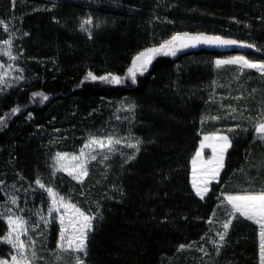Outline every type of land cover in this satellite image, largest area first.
<instances>
[{
  "label": "trees",
  "instance_id": "trees-1",
  "mask_svg": "<svg viewBox=\"0 0 264 264\" xmlns=\"http://www.w3.org/2000/svg\"><path fill=\"white\" fill-rule=\"evenodd\" d=\"M88 17L93 23L82 29ZM4 26L25 80L0 94V214L10 195L25 214L45 213L40 178L97 217L85 264H259L258 228L237 216L220 242L216 232L227 218L218 220L213 210L220 196L264 188V141L244 122L228 132L211 117L220 113L217 102L238 90L264 89L255 73L239 76L214 64L232 55L264 61V0H0V49ZM183 32L234 38L262 55L180 49L156 55L133 83L132 58ZM89 72L121 83L93 81ZM250 95L264 103V92ZM216 133L226 134L231 147L219 181L200 200L190 186V161L200 136ZM110 134L121 144L108 160H92L81 183L53 174L57 152L76 153L90 136ZM129 138L141 141L138 152L126 146ZM6 233L2 215L0 237ZM45 233L48 256L58 225L48 223ZM213 241L222 244L219 253ZM10 253L0 242V258Z\"/></svg>",
  "mask_w": 264,
  "mask_h": 264
},
{
  "label": "snow or ice",
  "instance_id": "snow-or-ice-1",
  "mask_svg": "<svg viewBox=\"0 0 264 264\" xmlns=\"http://www.w3.org/2000/svg\"><path fill=\"white\" fill-rule=\"evenodd\" d=\"M93 20L91 17L86 18L82 24L81 28L86 30L87 25H91ZM27 35V33H25ZM3 44L8 45L7 50L2 52L3 55L9 56L11 59L15 60L16 57L11 55V40L2 41ZM214 44V45H224V46H242L247 48H254L255 45L251 43H245L236 39H226L222 36L207 35L205 33L190 34L188 32L176 33L170 39L162 41L158 46H153L140 51L137 55L132 58L131 66L127 69L128 76L131 77L132 82H136V74L139 72L147 71L148 65L151 64L152 59L156 55H176V52L182 48L195 47L197 44ZM217 67L222 65H238L243 72L244 69H255L261 77H264V61L255 62L244 56L233 57L229 59H217L215 61ZM2 67V66H0ZM93 81H107L110 83H121V78L118 76H94L91 72L88 73ZM0 82H3V76H0ZM255 91V90H253ZM33 97L41 96L42 99H47L42 93H33ZM243 97H236L237 100ZM232 112L236 109L229 106ZM131 108V106H130ZM20 109L15 107L11 110L12 114H15ZM211 119H218L217 116H212ZM5 123V118L0 117V124ZM255 133L258 138L264 141V122L257 123L255 125ZM122 140L115 138L113 135H107L106 137H98L92 135L85 142L83 147L80 149L78 156L73 155L69 158L68 153L57 152L55 156V164L53 167V174L55 171L67 172L69 176L78 182H82L83 179L88 175L87 164L89 160H96L97 155L96 149L101 150V155L103 160L109 159V154L116 151L115 145L121 144ZM141 141L136 139V141L127 143V147L135 149L138 152L139 145ZM205 147H210L212 150V157L207 161L200 160L201 150ZM231 147V140L226 135L219 136H205L200 143V148L196 150V154L192 159L193 165V180L192 188L195 191V195L201 200L205 198V195L209 192V184L217 180L220 176L221 169L224 167L225 153ZM134 154L129 156L128 159H134ZM70 161V162H69ZM200 163L199 176L197 177V163ZM127 162V161H126ZM36 185L40 189L47 192L48 197L51 200V204L48 208L49 215L53 213H63L59 215L60 222V235L57 241L56 248L60 251H71L73 253H83L87 256V241L88 234L93 230V221L97 218L95 216L87 215L74 203L65 200L63 196H60L54 191L52 187H46V185L41 182L40 178L35 181ZM11 203L15 205L17 203V197L11 196ZM227 205L230 211L227 213L229 219L225 220L222 224L223 232H218L219 241L223 242L228 233L229 227L232 221L237 218V216L244 218L245 220L251 221L253 224L258 226L259 232V256L260 264H264V188L259 190L255 189H244L237 194H225L223 200L218 207ZM8 215L6 216L7 223V233L0 237V242L9 245L11 248L10 260L0 258V264H32L27 253L32 252V257H36L35 243L36 241L29 238V242L26 243L25 240L21 239L22 236H28V231L26 228V221L21 216H16L11 213V209H8ZM3 214H0L2 216ZM213 216H215V210H213ZM43 219V217H41ZM213 219H209L208 223L212 224ZM204 239V237H201ZM216 244V251L219 253L222 244L213 241ZM185 245H181L180 248L183 249ZM202 250V249H201ZM207 254V253H206ZM59 258V257H58ZM75 264H85V261L77 255L75 257Z\"/></svg>",
  "mask_w": 264,
  "mask_h": 264
},
{
  "label": "rangeland",
  "instance_id": "rangeland-1",
  "mask_svg": "<svg viewBox=\"0 0 264 264\" xmlns=\"http://www.w3.org/2000/svg\"><path fill=\"white\" fill-rule=\"evenodd\" d=\"M4 28H5L6 33L8 34L6 40L12 41V33H10V30L6 26H4ZM7 48H8V45H5L2 43L1 49H0V66H2V67H0V76H3V82H0V94L7 91L8 88L15 86V85H17L20 82H23L25 80L23 70L20 66L19 54L16 52L17 50L14 47V43L12 42V45H11V55L16 57L15 60L11 59L9 56L2 54V52L4 50H7ZM238 56H242V55H232V56L222 58L221 60L229 59V58H233V57H238ZM245 58H247V57H245ZM255 62H257V61H255ZM214 64H215V62H214ZM215 67H217L216 64H215ZM217 68H223V70H226V71H233L235 73L240 74L239 76H241L243 74V72H245V71H250V72H253L257 75V79H259V81L261 83H264V77H261V75L258 72H256L255 69H244L243 72H241V69L238 65H222V66L217 67ZM243 92L244 91H242V90H238L237 93H239V94H236L233 97L231 96L227 101L217 102L218 103L217 106L219 107L217 112L220 111V113L217 115L218 119H216V120L211 119V122H213L214 124H221V125L225 124L227 126L225 128L228 132H233V130L235 128L233 129L230 126L233 125L235 122H237V123L244 122V123H246V125L244 126V130H246V128L248 126V128H251V130H252L251 132H253L252 134L255 135V137H254L255 140H260L258 138L257 134L255 133V125L257 123L264 122V112H261L262 110H264V103H262V101H255V100L253 101L249 97L252 96V95H250V93L254 94L256 92H260L263 94L264 89L262 88V90L260 89V91H258V90H255V91L252 90L249 92L245 91V92H247L246 95H243ZM236 97H243V98L237 100ZM229 106H231L232 108H235L236 111L232 112ZM239 108H241V109H239ZM217 112H215V113L217 114ZM214 116H216V115H214ZM205 136H215V135L204 134L203 136H201L202 139ZM200 143L198 145V148H200ZM79 153H80V150L76 153H68L69 158L73 155L78 156ZM100 153H101V150L97 148L96 153H95L97 155V159L99 157H103ZM211 157H212V150L210 147H205L204 149L201 150L200 160L207 161ZM91 161L92 160H89L88 164ZM224 161H225V159H224ZM88 164H87V167H88ZM222 170H223V168L221 169V172H222ZM199 171H200V163L198 161V163H197V177L199 176ZM55 172H59L61 174H64V175L68 176L69 178H71L72 180L78 182L77 180L73 179L72 176H69L67 174V172L58 171V170ZM221 172H220V175H221ZM219 177L217 180H214L209 184V188H210V185L215 184L219 181ZM192 180H193V165H192V160H191L190 161V186H191V188H192ZM78 183H81V182H78ZM54 191L57 192L56 190H54ZM192 191L195 195V191L193 190V188H192ZM45 195L47 197V204H48L45 213H42L39 210V211L34 212L33 214H29L28 212H26L27 214H25L24 213L25 211L23 209H21L22 207L19 206L18 203L13 205L11 203V199H10L11 195H10L7 199V203L4 206L3 212H2L4 221L6 222V216L9 214L8 209H11L12 214H14L16 216H21L26 221V228L28 231V236H22L21 239L25 240L26 243L29 242V238L36 241V243H35L36 257H32L31 251H28V253H27L29 259L32 261V264H64V263L75 264V257L77 255H79L82 258L83 253H73L71 251H60V250H57L56 247L53 251L48 253V256H44L42 253L43 241L46 239V233H45L46 225L50 222L56 223L58 225L59 235H60L59 215L63 213V209H61V213H53L50 216L49 212H48V208L51 204V200L48 197L47 192H45ZM64 198H65V200H68L71 203H73L67 197H64ZM197 198H199V197H197ZM221 201H222V199H221ZM76 206L78 207V205H76ZM82 211H84V210H82ZM84 212L87 215L94 216V215H92L86 211H84ZM41 217H43V219H41ZM1 243H3V242H1ZM10 258H9V260H10Z\"/></svg>",
  "mask_w": 264,
  "mask_h": 264
},
{
  "label": "water",
  "instance_id": "water-1",
  "mask_svg": "<svg viewBox=\"0 0 264 264\" xmlns=\"http://www.w3.org/2000/svg\"><path fill=\"white\" fill-rule=\"evenodd\" d=\"M190 33V32H188ZM196 33H205V32H195V33H190V34H196ZM207 35H216V36H222L226 39H234L230 37H225L223 35H218V34H209L205 33ZM247 43V42H245ZM182 50L186 54H195V53H200V52H207V53H214V54H220V53H233V52H242V53H253V54H258L262 55L259 51H257L255 48H247V47H242V46H224V45H214V44H197L195 47H187V48H182Z\"/></svg>",
  "mask_w": 264,
  "mask_h": 264
},
{
  "label": "crops",
  "instance_id": "crops-1",
  "mask_svg": "<svg viewBox=\"0 0 264 264\" xmlns=\"http://www.w3.org/2000/svg\"><path fill=\"white\" fill-rule=\"evenodd\" d=\"M209 135V134H208ZM210 135H215V136H219V135H226V134H218V133H216V134H210ZM201 136H203V135H201ZM200 136V142H201V139H202V137ZM227 136V135H226ZM229 150V149H228ZM227 150V151H228ZM227 153V152H226ZM226 155V154H225ZM211 186V185H210ZM210 189V188H209ZM207 196V195H206ZM205 196V197H206ZM222 199L223 200V196H220L219 197V199ZM198 199H200V198H198ZM201 200V199H200ZM221 203H219V204H217V206L215 207V218H217L218 220L219 219H224V218H227V219H229V216H228V212L230 211V209L228 208V206L227 205H224V206H221V207H218V205H220ZM242 218V217H241ZM242 219H244V218H242ZM245 220V219H244ZM246 221H248V220H246ZM249 223H251V224H253L251 221H248ZM220 224H221V226H222V222L220 221ZM253 225H255V224H253ZM257 228H258V226L257 225H255ZM218 232H223V229L221 230H217V232H216V234L218 233ZM258 232H259V229H258ZM258 245H259V235H258ZM259 264H260V256H259Z\"/></svg>",
  "mask_w": 264,
  "mask_h": 264
}]
</instances>
